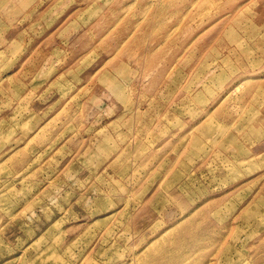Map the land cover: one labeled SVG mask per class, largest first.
Instances as JSON below:
<instances>
[{
  "label": "rangeland",
  "instance_id": "1",
  "mask_svg": "<svg viewBox=\"0 0 264 264\" xmlns=\"http://www.w3.org/2000/svg\"><path fill=\"white\" fill-rule=\"evenodd\" d=\"M260 2L0 0V264H264Z\"/></svg>",
  "mask_w": 264,
  "mask_h": 264
},
{
  "label": "bare ground",
  "instance_id": "2",
  "mask_svg": "<svg viewBox=\"0 0 264 264\" xmlns=\"http://www.w3.org/2000/svg\"><path fill=\"white\" fill-rule=\"evenodd\" d=\"M153 2V7H157L158 6V13L157 16H159V20H161V16H162V9L165 8V6L168 5V3L170 1L173 0H151ZM148 31L151 32L152 31V27H148ZM140 40V39H139ZM250 90H253V88L250 87ZM204 132V134L207 132V130H201L200 133ZM112 216H114L113 214L111 216H109L107 219H110Z\"/></svg>",
  "mask_w": 264,
  "mask_h": 264
},
{
  "label": "crops",
  "instance_id": "3",
  "mask_svg": "<svg viewBox=\"0 0 264 264\" xmlns=\"http://www.w3.org/2000/svg\"><path fill=\"white\" fill-rule=\"evenodd\" d=\"M257 8L259 9V10H264V0H261V2L257 5ZM262 21V20H261Z\"/></svg>",
  "mask_w": 264,
  "mask_h": 264
}]
</instances>
